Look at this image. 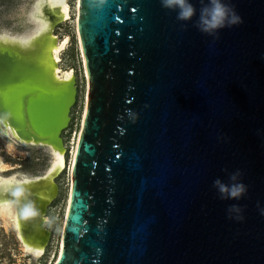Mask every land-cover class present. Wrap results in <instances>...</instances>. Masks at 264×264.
Returning a JSON list of instances; mask_svg holds the SVG:
<instances>
[{
	"label": "water",
	"instance_id": "1",
	"mask_svg": "<svg viewBox=\"0 0 264 264\" xmlns=\"http://www.w3.org/2000/svg\"><path fill=\"white\" fill-rule=\"evenodd\" d=\"M192 2L184 23L79 0L88 94L51 264H264V0H232L244 22L218 37ZM237 171L247 193L222 197Z\"/></svg>",
	"mask_w": 264,
	"mask_h": 264
},
{
	"label": "bare ground",
	"instance_id": "2",
	"mask_svg": "<svg viewBox=\"0 0 264 264\" xmlns=\"http://www.w3.org/2000/svg\"><path fill=\"white\" fill-rule=\"evenodd\" d=\"M34 17L39 28L31 37H0V136L12 135L24 147H48L53 160L45 175L21 180L16 176H2L9 169L0 158V228L15 231L22 244L21 259L39 260L45 256L52 237L47 228L48 211L59 197L57 179L66 167L67 150L61 137L62 127L66 128L70 123L78 90L74 71H63L61 67L69 39L60 40L55 35L56 26L70 19L68 0H40ZM24 92L32 94L22 100ZM63 105L69 110L62 126L61 118L57 116ZM8 151L16 155L17 145L10 144ZM75 153L76 149L73 163ZM25 180L29 181L26 188L30 198L40 210L38 216L28 221L18 215L16 204L5 203L10 200L7 193Z\"/></svg>",
	"mask_w": 264,
	"mask_h": 264
},
{
	"label": "rangeland",
	"instance_id": "3",
	"mask_svg": "<svg viewBox=\"0 0 264 264\" xmlns=\"http://www.w3.org/2000/svg\"><path fill=\"white\" fill-rule=\"evenodd\" d=\"M40 0H0V37L27 38L34 35L39 28V22L34 17ZM78 0H68L70 19L56 26L55 35L63 40L69 39L68 46L62 54V70L74 71L77 81V101L71 108L70 123L62 132L61 137L66 146V167L57 179L60 186L58 199L48 211L47 228L52 233L45 256L42 259L32 257L21 259L22 244L15 231L0 228V264H51L60 229L64 219L68 200L72 189L73 154L78 148L83 132V120L88 94V76L85 59L78 30ZM17 145V154L8 151L9 145ZM76 156V153H75ZM0 158L6 163L9 171L3 177L16 176L18 179L37 178L45 175L52 164V153L48 147L20 146L8 135L0 136ZM1 226V218H0Z\"/></svg>",
	"mask_w": 264,
	"mask_h": 264
},
{
	"label": "clouds",
	"instance_id": "4",
	"mask_svg": "<svg viewBox=\"0 0 264 264\" xmlns=\"http://www.w3.org/2000/svg\"><path fill=\"white\" fill-rule=\"evenodd\" d=\"M159 3L162 8L175 12L176 19L180 22H190L193 17L197 16V9L192 0H159ZM200 4L196 27L206 35L218 37L220 30L237 27L244 22L232 0H200ZM239 175L240 173L237 171L230 177L233 181L231 185H226L219 179L214 181V186L217 187L222 197H225L226 194L225 198L238 200L247 193V186L242 182H236ZM27 183L29 181L25 180L14 190L8 192L10 200L5 202L6 204H16L18 215L25 221L38 216L40 212L35 201L30 198V191L26 188ZM230 211L237 213L235 219H243L239 215L238 205H233ZM261 214L264 215V210H261Z\"/></svg>",
	"mask_w": 264,
	"mask_h": 264
}]
</instances>
